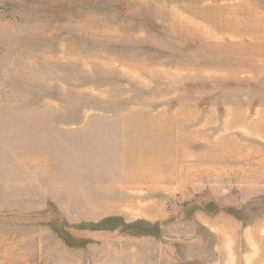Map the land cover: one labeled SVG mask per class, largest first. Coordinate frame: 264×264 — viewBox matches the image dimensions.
<instances>
[{"label":"rangeland","instance_id":"374dc122","mask_svg":"<svg viewBox=\"0 0 264 264\" xmlns=\"http://www.w3.org/2000/svg\"><path fill=\"white\" fill-rule=\"evenodd\" d=\"M0 264H264V0H0Z\"/></svg>","mask_w":264,"mask_h":264},{"label":"bare ground","instance_id":"6f19581e","mask_svg":"<svg viewBox=\"0 0 264 264\" xmlns=\"http://www.w3.org/2000/svg\"><path fill=\"white\" fill-rule=\"evenodd\" d=\"M212 33H213V32H212ZM236 34H237V35H239V36H241L243 33H242V34H241V33H239V34H238V33H236ZM214 36H215V35H214ZM216 36H217V35H216ZM256 38H258V37H256ZM258 39H259V38H258ZM255 41H256V40H255Z\"/></svg>","mask_w":264,"mask_h":264}]
</instances>
